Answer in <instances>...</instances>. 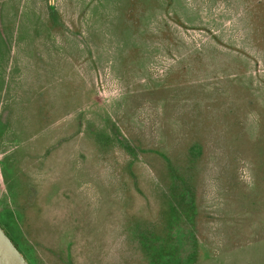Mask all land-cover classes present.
Returning a JSON list of instances; mask_svg holds the SVG:
<instances>
[{"label":"rangeland","instance_id":"rangeland-1","mask_svg":"<svg viewBox=\"0 0 264 264\" xmlns=\"http://www.w3.org/2000/svg\"><path fill=\"white\" fill-rule=\"evenodd\" d=\"M0 223L31 264H264V0H0Z\"/></svg>","mask_w":264,"mask_h":264},{"label":"water","instance_id":"water-1","mask_svg":"<svg viewBox=\"0 0 264 264\" xmlns=\"http://www.w3.org/2000/svg\"><path fill=\"white\" fill-rule=\"evenodd\" d=\"M0 264H31L0 224Z\"/></svg>","mask_w":264,"mask_h":264},{"label":"trees","instance_id":"trees-1","mask_svg":"<svg viewBox=\"0 0 264 264\" xmlns=\"http://www.w3.org/2000/svg\"><path fill=\"white\" fill-rule=\"evenodd\" d=\"M1 224V223H0ZM4 228V227H3ZM5 229V228H4ZM7 232V231H6ZM8 234V233H7ZM9 235V234H8ZM10 236V235H9ZM11 237V236H10ZM12 239V238H11ZM13 240V239H12ZM14 241V240H13ZM14 243L16 244V242L14 241ZM16 246L18 247V245L16 244ZM19 248V247H18ZM20 249V248H19ZM23 253V252H22ZM26 257V256H25Z\"/></svg>","mask_w":264,"mask_h":264}]
</instances>
